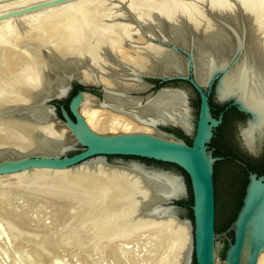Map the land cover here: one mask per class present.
Segmentation results:
<instances>
[{"label":"bare ground","instance_id":"6f19581e","mask_svg":"<svg viewBox=\"0 0 264 264\" xmlns=\"http://www.w3.org/2000/svg\"><path fill=\"white\" fill-rule=\"evenodd\" d=\"M106 1L69 0L0 19V163L57 156L76 143L80 128L66 125L43 102L64 93L72 77L106 90L103 98L84 90L78 102L94 133L174 136L157 127L162 124L192 134L186 90H160L145 102L139 94L150 85L143 76H185L186 60L168 43L193 48L202 85L243 47L217 98L235 97L253 112L241 131L253 150L254 134L264 128V0H203L198 13L183 9L184 0ZM6 6L0 15L26 8L22 3L8 12ZM128 163L98 157L66 169L0 174L1 251L11 244L30 264H69L67 250L71 264H191L193 224L171 206L188 196L183 176ZM263 235L264 202L248 224L239 264H249ZM214 264L228 263L215 258ZM255 264H264V247Z\"/></svg>","mask_w":264,"mask_h":264},{"label":"water","instance_id":"95a60500","mask_svg":"<svg viewBox=\"0 0 264 264\" xmlns=\"http://www.w3.org/2000/svg\"><path fill=\"white\" fill-rule=\"evenodd\" d=\"M69 0H51L40 3L31 7H26L0 15V19L6 17H12L28 13L40 8L48 7L50 5L59 4ZM168 47L179 53L186 60V73L185 76H167V77H151L143 76L142 80L148 82V80L155 81L159 85L156 87L155 83H150L149 88L146 91L140 92L143 102L147 97H151L160 90L165 89H178L166 85L173 81H185L199 96V107L197 115L193 121L194 130L192 134L186 133L181 127L176 125H160L157 127L160 129L165 127H174L181 130L185 135L191 136V143L188 144L181 138L172 136L157 137L149 134H120V135H100L94 133L89 129L83 118L77 111L78 102L84 90L89 88L95 89L100 94L99 98H103L106 90L102 84L86 86L76 78H71L68 83V87L64 93L62 91L56 94V91L45 97L44 104L52 106L56 113V106L54 102L60 101L68 97L73 84H77L83 89L77 90L74 96L71 97L68 103V111L60 106L62 121L66 125L78 126L80 131L78 132L76 143L66 149L60 155L54 156H42L33 155L24 157L21 159H13L7 162L0 163V174L13 173L22 171L28 168H53V169H66L72 166H76L82 162L90 161L98 157H104L106 162L107 157H136L150 159L158 162L174 165L181 169L188 177L192 193V215H193V258L195 264H214L215 259V192L213 182V163L219 160V157H212L207 152V144L212 137V131L216 128L220 122L221 117L215 119L211 116L209 107V96L213 90L214 99L219 104H229L234 106L238 111L247 115L245 124L239 129V134L242 139V143L248 148L243 137L242 129L254 119V114L251 110L243 107L235 97H231L227 100H219L217 98V87L225 75L226 71L241 57L243 54V47L236 48L231 54L229 61L221 69H216L212 72L206 85L198 83L194 74V52L190 46L187 50L181 46L173 43H168ZM153 89V90H151ZM137 94V93H133ZM163 130V129H162ZM173 135V134H172ZM264 136V128L261 133L256 132L254 134V145L261 141ZM76 145L81 146L71 154H67L68 151L74 149ZM249 149V148H248ZM129 161H116V163L127 164ZM138 162V161H137ZM128 163V164H129ZM140 163V162H139ZM143 169L150 171H164L159 168H151L145 164L140 163ZM255 187L257 192L261 190V193L254 194L253 188ZM264 202V174L257 175L255 173H249L248 183L245 187L244 195L242 198V204L238 210L235 220L231 223L227 231L233 232V241L230 243L229 248L225 254V261L228 264H239L242 247L244 244L245 234L248 229V224L255 215L258 206ZM264 247V235L260 242L254 247L249 264H255L257 256L260 250ZM193 260V259H192ZM193 264V261L192 263Z\"/></svg>","mask_w":264,"mask_h":264},{"label":"rangeland","instance_id":"374dc122","mask_svg":"<svg viewBox=\"0 0 264 264\" xmlns=\"http://www.w3.org/2000/svg\"><path fill=\"white\" fill-rule=\"evenodd\" d=\"M24 1L25 0H23V1L22 0L21 1L20 0L19 1L18 0L17 1L16 0L15 1L14 0H11V1L10 0L9 1L8 0H0V3H1L0 4V10L1 9L4 10L3 7L6 6V4H7L5 9H7L9 7L8 12H9L10 8H12L10 11H13V8H14V10L18 9V7L20 5H22V3H23L22 7L29 6L28 3L31 1L33 2L34 0H28V2L25 1L26 3ZM35 1H36V3H38L39 1L42 2L44 0H42V1L41 0H39V1L35 0ZM111 1L115 2L119 6H127L128 4L129 5L132 4V2H136V3L138 2L135 0H111ZM143 1H148V0H143ZM154 1L159 2V0H154ZM176 1L177 0H167V2H171V3L176 2ZM184 1L186 4H184V5L182 4V6H183L182 8L185 9L186 11H188L189 13H198L199 10H196V7H201V6L205 7L206 6V4L203 2V0H184ZM8 2H10V4ZM12 2H13V4H14V2L15 3L17 2V3L14 4L15 5L14 6L12 4ZM158 4L156 3V5H158ZM6 11L0 12V13L1 14L6 13ZM4 47H5V51H6L7 48H6V46H4ZM0 50H4L3 46H1ZM148 82L155 83L156 87L159 86L157 84V82H155V81L148 80ZM166 85H169L172 87H177V88H182V89L187 91L190 106L192 107V110H193L192 111L193 119L195 121L197 111H198V104H199V98H198L197 93L185 81H173V82L168 83ZM79 89H83V88L74 83L67 98L62 99V100L57 101V102H54V105L56 106L57 116L60 119H62L60 106L64 107L68 111V103H69L71 97L74 96L75 93L77 92V90H79ZM151 90H153V89H151ZM87 91L96 95V96H100V94L97 93V91H95V89H93V88H89ZM215 104L217 105L216 102H215ZM216 114H218V113H216ZM213 118H215V117H213ZM235 120H237V122H238L237 124L239 125L245 120V118L244 117H227L226 122L222 126H218V127L213 129L212 137L210 138V141L207 144V152L212 157H219L220 158L219 160H216L213 163V173H214L213 182H214V192H215V258H217L221 261H223L225 259V254L229 248L230 243H232V241H233V232L227 231V230L230 227L231 223L235 220L236 215L238 213V210L242 204V198L244 195V189H245V185H246V180H245V177H244V174H243L241 168L235 163V161L228 159V157L233 158V159L234 158L235 159L242 158V154L236 149V146L231 143L230 138H229V131H231L230 125H231V122H234ZM162 129L168 133L173 134L174 136H176L178 138L183 139L184 141H186L184 138H187L188 140H190L191 136L185 135L178 128L168 126V127L162 128ZM80 148H81V146L76 145L74 147V149H72L71 151H68L67 154H71L73 152H76V150H78ZM107 160L109 162L120 161V160H123V161L134 160V161H138L142 164H145L149 167H157V168H162L164 170H169V171H173L176 173H180L183 176L184 181L186 183L188 196L186 198H181V199L173 201L171 206H174L177 209L180 218L187 219V220L189 219L193 224V215H192V210H191L192 193H191L190 182H189L187 175L181 169H179L178 167L171 165V164L158 162V161H154V160H150V159L136 158V157L110 156V157H107ZM259 168H260V170L262 169L260 166H259ZM263 168H264V166H263ZM86 229L87 228H85V231H86ZM8 245H9L8 246L9 248L7 251L3 252V249H2V251L0 249V254L2 256V258L0 256V259H2V260H0V262H3V264H13V262L15 261L14 264H18V263L22 264L26 260L25 254H22L15 247L12 248L11 244H8ZM15 252H17L18 254H16ZM70 252L71 251H69V250L63 252L65 255L64 260L65 261L67 260V262L69 264H71L70 260L73 257ZM16 256H17V258H16ZM54 257H56V256H54ZM53 259L55 260V258H53ZM26 261L24 264H30L28 261L26 263ZM55 261H53V262L55 263ZM192 261H193V264H195L194 258Z\"/></svg>","mask_w":264,"mask_h":264},{"label":"flooded vegetation","instance_id":"af4514ba","mask_svg":"<svg viewBox=\"0 0 264 264\" xmlns=\"http://www.w3.org/2000/svg\"><path fill=\"white\" fill-rule=\"evenodd\" d=\"M215 102L217 103V105L215 104ZM198 107H199V104H198ZM209 107H210V113L212 117H215V119H218L219 117H221V122L218 126H222L226 122L227 117H244L245 118V120L239 125L237 124L238 123L237 120H235L234 122H231V125H230L231 131H229L230 141L232 144L236 146V149L242 154V158L233 159V158L228 157V159L235 161V163L241 168L244 174L245 180H246V185L248 183L249 173H255L258 176L263 175L264 174V168H263L264 166V136L261 139V141L257 142L254 145L253 150L248 149L242 143V139L239 134V129L243 124H245L246 118L248 116L238 111L234 106H230L229 104H219L214 99L213 90L209 96ZM259 166L262 168L261 170ZM213 179H214V173H213Z\"/></svg>","mask_w":264,"mask_h":264},{"label":"trees","instance_id":"16d2710c","mask_svg":"<svg viewBox=\"0 0 264 264\" xmlns=\"http://www.w3.org/2000/svg\"><path fill=\"white\" fill-rule=\"evenodd\" d=\"M184 139L186 140L187 143H189V144L191 143V141L188 140L187 138H184Z\"/></svg>","mask_w":264,"mask_h":264}]
</instances>
